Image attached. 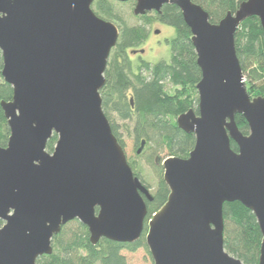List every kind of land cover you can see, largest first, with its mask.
I'll return each instance as SVG.
<instances>
[{"label": "water", "instance_id": "1", "mask_svg": "<svg viewBox=\"0 0 264 264\" xmlns=\"http://www.w3.org/2000/svg\"><path fill=\"white\" fill-rule=\"evenodd\" d=\"M94 1L0 0L1 77L12 88L11 100L0 102L9 130L0 147V264H36L75 220L93 246L132 244L143 234L152 197L133 175L100 97L119 31L94 14ZM163 6L177 7L191 32L198 115L190 109L176 119L194 147L187 158L161 163L169 193L146 222L145 246L153 264H242L223 247V205L238 202L256 220L264 264V97L248 95L235 50L237 29L253 17L264 46V0L243 1L218 24L191 0H136L132 14Z\"/></svg>", "mask_w": 264, "mask_h": 264}, {"label": "trees", "instance_id": "2", "mask_svg": "<svg viewBox=\"0 0 264 264\" xmlns=\"http://www.w3.org/2000/svg\"><path fill=\"white\" fill-rule=\"evenodd\" d=\"M191 1L208 14L211 24H218L227 13H235L238 5L247 0ZM135 2L136 0H130L127 3L133 4L134 8ZM113 3L114 0H95L92 4L94 14L114 24L119 31L117 43L107 61L104 74L106 84L100 91L102 111L112 133L123 149L121 136L115 122L109 117V112L114 113L120 121L131 125L125 124L124 129L127 133L131 128L134 144L137 146L136 152L144 142L140 154L148 149L156 153L166 148L174 157L187 158L194 147V136L178 129L176 119L190 109L198 114V97H194L192 93H195L196 84L200 80V71L190 42L191 32L175 6H163L160 13L137 16L143 21V25L128 27L115 14ZM154 22L174 29V37L167 43L170 58L167 62L146 66L143 72L129 60L128 52L143 45L147 36L144 27ZM235 50L242 73L247 76L245 87L248 95L251 99L264 97V46L262 29L257 18H250L239 26L235 33ZM1 70L0 54V102H8L12 98V88L3 81ZM166 81L183 88L184 93L170 96L164 91L163 83ZM129 90L133 93V107L127 96ZM235 122L239 131L248 135L249 129L244 118L237 115ZM8 137L9 130L0 107V147L6 146ZM56 141L57 136L52 135L46 145L48 153L53 151ZM230 147L237 152V146L232 141ZM151 165L156 168V160ZM134 176L149 190L139 176ZM168 193V188L159 175L155 193L151 194L152 201H145V227L136 242L121 244L101 239L93 246L89 242L87 228L75 220L61 228L60 233L53 238L52 253L39 257L36 264H127L122 251L135 252L146 248L143 238L147 230L146 222L165 204ZM223 223L225 252L242 264H258L261 235L251 211L238 202L225 203Z\"/></svg>", "mask_w": 264, "mask_h": 264}, {"label": "rangeland", "instance_id": "3", "mask_svg": "<svg viewBox=\"0 0 264 264\" xmlns=\"http://www.w3.org/2000/svg\"><path fill=\"white\" fill-rule=\"evenodd\" d=\"M114 12L115 14L128 26V27H141L143 25V21L132 14L133 4L130 3H117L114 1ZM91 9L93 11L92 5ZM145 31L147 33L146 39L147 42L136 48V51L143 50V59L147 62H151V64H156L160 61H169L170 52L169 48L166 44L164 47L156 48L154 50H150V46L152 41H154V31H159V38H167L171 39L174 37V29L168 25L161 24L158 22H154L151 25H146ZM133 60H136L137 56L131 55ZM147 76V75H146ZM244 83L247 81L246 74L243 75ZM164 91L168 92V94L172 97L177 96L180 93H184V89L179 86H174L172 83L166 81L163 83ZM194 97H198L197 90L195 93H192ZM109 117L113 119L116 124L117 131L121 136L123 142V151L126 157V161L129 167L132 170L133 175H137L140 177L142 181L149 187L150 194H154L157 186V182L159 180V175L162 177V173L160 172L161 166L159 165L166 158L174 157L171 152H169L166 148H163L156 153L152 152V150H145L143 154L137 155L136 149L137 146L134 144V136L131 133V128L129 132H125L124 125H129L128 123H124L117 119L114 113L109 112ZM131 126V125H129ZM156 160V168L151 165ZM144 238V236H143ZM122 255L125 257L127 264H153L150 254L147 248H140L135 252L122 251Z\"/></svg>", "mask_w": 264, "mask_h": 264}, {"label": "flooded vegetation", "instance_id": "4", "mask_svg": "<svg viewBox=\"0 0 264 264\" xmlns=\"http://www.w3.org/2000/svg\"><path fill=\"white\" fill-rule=\"evenodd\" d=\"M152 13H156V12H150V13H146V14H152ZM145 14V15H146ZM144 16V15H143ZM153 35H154V41H152L151 45L150 46V50H154L156 48H160V47H164V44L167 45L168 41L170 39H167L164 37L163 38H159V31H154L153 32ZM147 42V39H145L143 45ZM168 46V45H167ZM140 51H143V50H139V51H129L128 52V57H129V60L136 66V67H139L143 72H145L144 70L146 69L145 67L146 66H152V65H155V64H151V62H147L145 59H143L142 55H143V52L140 53ZM131 55H135L137 56L136 60H133V58H131ZM109 59V58H108ZM162 62H166V61H160L158 63H162ZM156 63V64H158ZM105 74V73H104ZM105 78V77H104ZM105 84H106V79H105ZM105 86V85H104ZM127 96H128V99L130 101V104H131V107H133V93L131 90L128 91L127 93ZM194 112V111H193ZM198 115V114H196ZM140 155V154H139Z\"/></svg>", "mask_w": 264, "mask_h": 264}]
</instances>
